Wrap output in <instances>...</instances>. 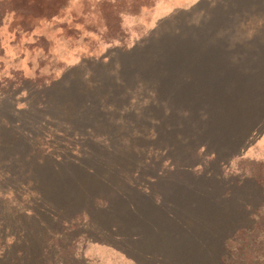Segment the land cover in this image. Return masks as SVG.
<instances>
[{"label":"rangeland","instance_id":"1","mask_svg":"<svg viewBox=\"0 0 264 264\" xmlns=\"http://www.w3.org/2000/svg\"><path fill=\"white\" fill-rule=\"evenodd\" d=\"M262 163L264 0H0V256L221 264Z\"/></svg>","mask_w":264,"mask_h":264},{"label":"trees","instance_id":"2","mask_svg":"<svg viewBox=\"0 0 264 264\" xmlns=\"http://www.w3.org/2000/svg\"><path fill=\"white\" fill-rule=\"evenodd\" d=\"M251 177L249 178L252 179L258 188V194L255 193L246 206L247 212L252 219V224L238 228L225 241L227 254L222 256L221 264H264V163L258 166V169L255 170V173H252ZM19 234L21 236L19 240L26 238L23 237L24 232H19ZM30 239L33 241V238ZM30 239L22 241V246L26 245V247L20 253H16L14 255L15 258L14 256L7 257V252H4L0 256V264H69L67 261L62 260L53 262L50 258L42 261V257L37 254L39 246L31 243ZM0 243H3V247L9 250L14 247L13 244L6 247V243L4 244L2 240ZM59 246L62 249L66 248L62 245Z\"/></svg>","mask_w":264,"mask_h":264}]
</instances>
